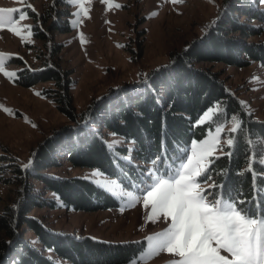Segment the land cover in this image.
Returning <instances> with one entry per match:
<instances>
[{"label": "trees", "instance_id": "1", "mask_svg": "<svg viewBox=\"0 0 264 264\" xmlns=\"http://www.w3.org/2000/svg\"><path fill=\"white\" fill-rule=\"evenodd\" d=\"M55 4L68 5L65 0L51 1L42 13L46 30L37 28V21L34 23V35L42 40L51 39L53 32L70 30L67 20L62 26L57 21L58 12L69 11H57ZM222 8L201 38L136 81L110 89L79 114L72 107L69 71L48 63L39 71L27 67L18 71L16 81L22 86L51 82L57 89H44L45 95L51 96L54 91L56 106L73 124L53 131L35 148L31 167L17 165L9 170L5 182L15 184V190L0 212V264H127L143 250V240L108 242L71 236L50 228L42 217L32 213L34 208L58 206L97 211L115 202L111 194L92 182L77 176H54L48 168L58 167L65 160L73 166L97 167L132 186L143 179L141 172L146 176L153 168L151 159L160 155L165 166L171 164L178 154H184L191 141L201 139L208 128L232 114L243 128L234 134V146L224 147L231 155L213 158L209 175L217 184H226L229 195L244 199L245 207L262 210L264 201L260 197L264 193L257 194L261 180L256 181L257 191H253L249 163L264 144V121L245 110L222 71L211 70L208 63L244 67L258 62L264 66V40L251 39L263 31L264 3L223 0ZM29 13L37 20L34 12ZM49 17L53 18L52 24H47ZM214 105L223 114L195 126L196 118ZM113 134L124 141L118 149L108 147ZM128 156L132 157L129 162ZM252 168L264 176V165L254 163ZM31 179L41 184L39 188Z\"/></svg>", "mask_w": 264, "mask_h": 264}, {"label": "rangeland", "instance_id": "2", "mask_svg": "<svg viewBox=\"0 0 264 264\" xmlns=\"http://www.w3.org/2000/svg\"><path fill=\"white\" fill-rule=\"evenodd\" d=\"M51 1L0 0V8H19L28 15L26 20L20 22L21 24L34 26L37 21L40 26L38 24L35 26L41 29L46 23L42 19V13H45ZM65 1L68 5L55 4L54 7L57 11L60 8L69 11L57 13V17L61 20L57 21L61 26L65 25L64 21H68L70 27L68 32H53L51 39L42 40L34 35L35 30L32 27L31 36L27 32L21 33L24 36L22 41L5 26L0 30V53L6 54L5 70L16 72L18 77V71L22 68L39 71L45 63L56 64L69 71L72 107L78 114L83 112L92 101L107 94L110 89L136 81L147 71L168 62L171 54L182 51L190 42L201 38L213 23L212 20L223 10V0H214V2L184 0L183 3L178 4H172L169 0H112V4L122 5L120 9H110L100 0H92L91 10L86 17L76 5L70 4L68 0ZM29 3L36 9L34 13L37 20L29 13L32 11L27 6ZM84 7H89L87 0H84ZM77 11L81 12L79 20L82 22L74 25L73 21L77 20V17L72 13ZM68 13L69 16L64 17ZM152 13L157 15L153 16ZM52 23L53 18L49 17L47 24ZM251 39L264 40V25L263 31L259 35L252 36ZM208 64L211 70L222 71V77L230 88L238 93L240 102H245V110L251 112L254 118L264 121V66L258 62H252L244 67L223 63ZM208 64L202 63V65ZM47 88L57 89L49 81L25 87L16 79L10 80L0 73V106H2L0 107V212L10 203L15 190V184L5 182L10 176L9 170L17 165L24 168L23 165L32 159L35 148L44 139L50 138L51 134H54L53 131L73 124L56 106L52 96L54 91L50 92L51 96L45 95L44 89ZM217 107L220 109L217 105L208 109L215 110ZM4 108L11 109L12 114L5 112ZM205 112L196 118V123L211 122L215 115L223 114L220 109L219 113L210 114L201 122ZM233 115L227 120L214 124L213 128L207 129L201 139L193 141L210 139L208 134L217 124H223L227 131L238 122L231 120ZM111 139L121 140L117 136H112ZM127 161L129 162L128 159ZM178 163L179 161L176 164ZM97 170L100 175L92 176ZM48 172L54 176L68 175L86 179L111 194L112 199L115 200L114 204L97 211H82L63 206L34 208L32 213L42 217L50 228L71 236H89L97 241L143 240L142 251L145 254L139 256L142 252L140 251L133 257L134 259L139 256L137 264H169L173 259L167 253L149 257L145 251L148 248L145 238L162 231L167 225L160 222L156 224L146 222V210L142 203H137L133 207L127 198L122 199L118 194L120 189L117 187V182L122 183L126 190L135 192L136 189L132 186L139 181L127 186V183L124 184L118 177L107 175L97 167L73 166L65 160L58 167L48 168ZM31 181L36 188L41 185L35 179ZM131 261L127 264H131ZM59 262L60 260L56 259V263ZM61 262L64 263L63 260Z\"/></svg>", "mask_w": 264, "mask_h": 264}, {"label": "snow or ice", "instance_id": "3", "mask_svg": "<svg viewBox=\"0 0 264 264\" xmlns=\"http://www.w3.org/2000/svg\"><path fill=\"white\" fill-rule=\"evenodd\" d=\"M68 2L76 5L84 16L88 17L92 0H87L88 8L84 7V0H68ZM100 2L108 5L110 9L122 7L119 3L112 4V0H100ZM169 2L178 4L183 3L184 0H169ZM258 2L264 3V0ZM27 6L33 12L36 11L30 3ZM80 14V11L72 13L77 17V20L73 21L74 25L82 22L79 20ZM152 15L155 16L157 13ZM27 18V13L19 8H0V30L7 26L8 31L13 32L23 41L22 32L32 35L33 26L20 23ZM81 39L83 41V36ZM117 46L123 47V45ZM5 55L0 53V73L14 81L18 79L17 73L5 70ZM240 103L242 106L245 105L244 101ZM3 110L12 114L9 108ZM219 111L218 107L215 110L208 109L201 117V122L204 117L215 115ZM231 120L238 121V117L233 115ZM242 128V122L235 123L227 131L223 124H217L208 134L210 139L193 141L190 147L185 149L184 154L176 156L175 160L179 161L178 164L174 160L165 166L162 157L157 155L151 159L153 168L148 170L146 176L141 172L140 176L143 179L132 186L136 189L135 192L126 190L122 183L117 182V187L120 189L118 194L122 199L127 198L133 207L137 203H142L146 210V222L152 224L160 222L167 225L162 231L145 238L148 242L145 251L149 257L167 253L173 257L169 264H264V204L261 205L262 210L259 213L255 209L245 207L244 199L229 195L225 191L226 184H217L209 175L213 158H219L216 153L230 156L231 152L226 153L224 147L234 146V134ZM123 142L114 140L108 144V147L118 149ZM260 148L261 151L249 163V171L253 174V191H257L256 181L261 180L257 194L264 193V176L254 171L252 164L264 165V144ZM132 150L129 148L128 151ZM126 159L130 161L132 157ZM30 165L31 160L23 167L27 169ZM98 175H100L99 170L92 173V176ZM260 198L264 201V195ZM144 254L142 251L139 256ZM139 256L134 258L131 264H137Z\"/></svg>", "mask_w": 264, "mask_h": 264}]
</instances>
